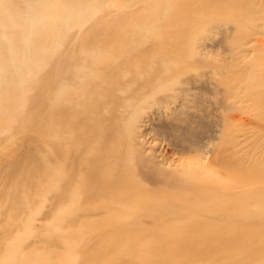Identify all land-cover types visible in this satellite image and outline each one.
I'll list each match as a JSON object with an SVG mask.
<instances>
[{"label": "bare ground", "instance_id": "bare-ground-1", "mask_svg": "<svg viewBox=\"0 0 264 264\" xmlns=\"http://www.w3.org/2000/svg\"><path fill=\"white\" fill-rule=\"evenodd\" d=\"M7 130L51 206L0 189V264H264V0H0Z\"/></svg>", "mask_w": 264, "mask_h": 264}, {"label": "rangeland", "instance_id": "rangeland-1", "mask_svg": "<svg viewBox=\"0 0 264 264\" xmlns=\"http://www.w3.org/2000/svg\"><path fill=\"white\" fill-rule=\"evenodd\" d=\"M27 19L28 20H33V22L35 21V18L34 16H30L28 15L27 16ZM28 22L26 23L24 26L22 27H17V26H12V29L14 28H22V37L21 39L18 40V42L20 44H22L21 46V53H23L24 55L28 53V51L31 49L29 48V44L31 43L30 39L28 38L29 35H30V32L29 30L31 28L34 29L35 27V24L33 22ZM11 29V30H12ZM10 30V31H11ZM50 42V41H49ZM52 42V41H51ZM3 43L6 45L4 46L5 47V51L6 53H13V49H14V52H15V48L13 47L14 46V42H13V37L10 33L7 34L5 40H3ZM153 118V115L150 116V119ZM151 122L152 120H150V122L148 121L147 122V125L144 127V132L146 133V140L147 141H150V142H153L154 145H155V148L157 150H159V152L161 154H163L164 156L166 157H175L174 155V150L171 146H167L166 143L167 141H165L164 139L162 140L163 136L161 133L158 132V130L151 125ZM1 138H4L2 141H3V147L5 146L6 148H4V150L6 151V153H8V157L6 158V161L5 163L6 164H10L11 162H9L10 160L12 162H17L19 159H20V154H21V150L22 149H26V148H33L34 146L36 147V149L33 150V152H37L39 153V150H38V145H39V142L38 141H35V142H32L30 141L29 138H26L25 136H19V135H16V134H11L9 130L7 131H2L0 132V139ZM3 150V149H1ZM35 160H33L31 163L32 165L34 166L35 163H39V160L38 158L36 159L35 156H33ZM24 162H26V164H29V160H25L24 159ZM4 163V164H5ZM27 170H30V169H27ZM26 171V170H25ZM30 172H33L32 173V176L30 177V183H26V185L24 184H17L19 183L21 180L25 181V179L28 177V176H24L22 177V174H16L14 176H12L10 179H8L6 182L2 179V167L0 166V189L2 188H5V187H11V185H13V183L15 182L16 183V188L15 190L21 194L24 195V197L26 198V202H25V205H24V211L18 215V217H16V214L15 216H11V218L13 220H15L16 223H19V221L21 219H27L28 214L25 213V210L28 209V206L34 202H36V204H40L44 209H48L50 208V204H49V201L48 199H45L43 200L42 197L40 196L39 197V200L38 198H35L34 196H31V195H34L36 194L37 190L36 189V186H40V185H43L44 181L42 180L41 178V174H40V169L37 168L36 170L34 171H28V173ZM25 177V178H24ZM33 217H35V220H36V223H39V222H42V224H49V222H54L52 220V217L51 215L50 216H44L43 214H34ZM7 218H10V214H6L5 216V219H2L0 218V229L2 228H5L6 226L9 225L8 221H7ZM15 218V219H14ZM40 219V221H38ZM66 226L70 225L69 223H65ZM18 230H17V233L18 234H22V231H21V226H17ZM68 228H63V229H60L59 228V233H61V235H76L75 232L73 231H69L67 230ZM56 230V229H55ZM58 231V230H57ZM3 233V234H2ZM15 232H11V235H13ZM40 233H45V230H41ZM5 233L4 232H1V235H4ZM38 244V242L36 243V245ZM35 245V246H36ZM35 246H27L25 248V250H31L33 249V247ZM95 249L99 250L98 248H90L91 251L93 252H99V251H96ZM120 251L122 249H119ZM165 248L164 249H159V251H163L164 252ZM169 256V255H168Z\"/></svg>", "mask_w": 264, "mask_h": 264}]
</instances>
